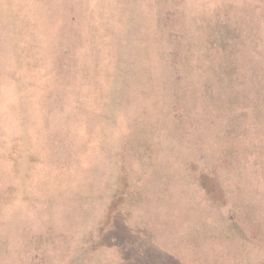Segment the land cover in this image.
Returning a JSON list of instances; mask_svg holds the SVG:
<instances>
[{"label":"rangeland","instance_id":"374dc122","mask_svg":"<svg viewBox=\"0 0 264 264\" xmlns=\"http://www.w3.org/2000/svg\"><path fill=\"white\" fill-rule=\"evenodd\" d=\"M50 1L24 83L0 28V264H264V153L257 179L204 126L182 59L222 34L261 78L264 0Z\"/></svg>","mask_w":264,"mask_h":264},{"label":"trees","instance_id":"16d2710c","mask_svg":"<svg viewBox=\"0 0 264 264\" xmlns=\"http://www.w3.org/2000/svg\"><path fill=\"white\" fill-rule=\"evenodd\" d=\"M169 2L170 0H166L164 5H169ZM127 5V11L132 12L134 9L133 4L127 3ZM60 7L61 11L66 13V8L62 3ZM56 10H58V6L51 3L50 0H0V28H6L12 53L18 61L19 66L14 76L23 83L25 78L29 77L31 70L26 66L24 60L27 58L28 61H31L30 47L38 46L42 41L41 35L38 34V29L42 24L41 17L44 16L49 23L53 22L57 15ZM169 12L168 7L163 9V14L161 13L163 20H169L168 15L165 18L163 17L165 13ZM29 18L31 19L29 20ZM220 35L216 40L218 41L217 44L220 43L218 45L211 44L205 51H201V48H204L203 46H189L190 51H184L182 59L188 69L189 83L192 85L187 93L193 99V102L195 99H200L203 94L208 97L210 105H214V109L208 111L210 106L208 108L209 103L206 99V102L203 103L204 106L198 109V113L204 115V126L214 132L215 138L226 142L224 145L228 143L230 151L235 146H241L243 148L241 157L247 159V161H249L247 153L257 151L258 156L245 164V167L247 170H251L255 177L259 179L261 168L259 159L262 157L261 154L264 153V74L259 79L255 77L251 83L245 77H234L232 74L237 72V66L232 64V56L235 53H233V49H228L227 43L224 41L227 37ZM167 37L175 39L172 33ZM215 39L216 37H213V40ZM191 45L195 46L193 43ZM51 47H54V44H48V47H46L47 54L48 48L49 52H52ZM213 47L215 49L220 47L219 53L226 51L224 60L220 61L217 57V60H215V52L213 51L210 54L208 53ZM159 49L160 56L164 59L159 67L169 73L166 59L172 57L177 59L179 55L175 53V56H173L165 45L160 46ZM218 56L220 57L219 54ZM261 70L264 72L263 66L253 68L252 77L255 71L259 74ZM251 84H253V87H250ZM253 88L256 94L254 97L256 107L252 108L251 111L245 100L249 101L251 99ZM240 99L245 100L238 106V100ZM246 119L251 122L254 119L258 125L257 128L248 130L245 127L239 128L240 123H244ZM195 122L197 121L195 120ZM248 157L251 158V156ZM262 162H264V159H262ZM200 184L208 193H211L215 186L214 177L202 176Z\"/></svg>","mask_w":264,"mask_h":264}]
</instances>
